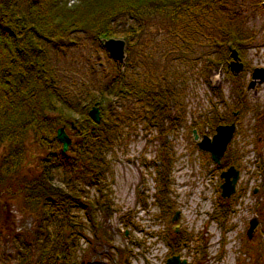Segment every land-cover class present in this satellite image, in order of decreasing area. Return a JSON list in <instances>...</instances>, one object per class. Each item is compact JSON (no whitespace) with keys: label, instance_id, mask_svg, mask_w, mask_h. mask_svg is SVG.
Instances as JSON below:
<instances>
[{"label":"rangeland","instance_id":"obj_1","mask_svg":"<svg viewBox=\"0 0 264 264\" xmlns=\"http://www.w3.org/2000/svg\"><path fill=\"white\" fill-rule=\"evenodd\" d=\"M28 2L16 0L22 10ZM170 6L147 3L118 13L111 23L113 36L126 40L122 63L126 67L120 74L130 83H150L159 92L169 87L175 95L171 104L175 119H166L160 131L143 118L145 106L136 95L116 97L114 112L128 117L118 123L105 152L103 187L98 190L79 177L69 180L61 164L50 167L54 184L73 187L83 198L105 201L95 205L94 221L86 218L82 207H71L81 221L72 256L77 264H166L171 254L186 258L185 264H264V173L259 168L264 153V124L259 122L264 114V80L248 87L253 68L264 66V0H228L221 11L200 14ZM231 11L237 12L234 23L252 34L240 46L244 67L239 72L228 67L229 49L225 64L217 61L222 52L218 23ZM44 46L57 83L74 99L101 95L120 71L91 27L45 40ZM237 85L243 92L241 103ZM216 115L236 122L225 152L229 149L236 157L238 195L227 219L214 215L222 168L193 137V128L201 136L212 135L219 123ZM67 133L75 137L71 130ZM163 143L170 158L166 209L157 196ZM60 144L55 138L30 137L21 164L5 171L1 157L6 146L0 143V175L11 184L42 176L43 165L51 161L47 155L59 152ZM23 196L0 182V264H30L39 244L62 233L59 224L38 206L25 204ZM253 216L259 222L248 236ZM173 229L188 234L174 253L166 239Z\"/></svg>","mask_w":264,"mask_h":264},{"label":"trees","instance_id":"obj_2","mask_svg":"<svg viewBox=\"0 0 264 264\" xmlns=\"http://www.w3.org/2000/svg\"><path fill=\"white\" fill-rule=\"evenodd\" d=\"M228 0H29L26 10H22L16 0H0V143L6 146L1 163L6 170L16 168L23 161L26 141L31 137L39 141L55 138L57 128L64 125L67 132L71 130L75 137L66 150L60 144L59 152L47 155L51 161L43 165L42 176L31 180H22L17 184L7 181L1 174L0 182L10 192H21L24 202L45 211V215L59 224L61 235L54 241L45 239L38 246V252L30 264H77L72 256L77 239V230L81 221L71 207H82L87 219L94 221V207L105 201L83 198L73 187L67 188L51 181L49 172L52 165L61 164L65 173L71 177H79L85 183L96 185L98 190L105 180L108 169L106 150L117 133L118 123L127 118L121 112H114V98L136 95L145 106L143 118L151 124H157L160 131L166 119L174 120L171 104L173 92L169 87L162 92L150 83H130L125 81L123 73L126 66L116 60L120 71L114 76L111 84H107L101 95L92 93L87 99H74L57 83L53 68L50 65L45 40L61 38L74 30L91 27L99 40L116 34L111 20L120 12H133L147 3L170 4V8H185L192 14L210 13L226 8ZM263 0H261L262 2ZM236 11L224 17L218 23L221 30L219 44L222 52L217 61L225 64L229 58L228 43L235 46L239 54L241 44L251 37V32L234 23ZM123 70V71H122ZM241 103L243 92L237 85ZM100 110V120L94 121L88 113L93 104ZM217 122L225 121L222 115L214 116ZM264 124V114L259 117ZM214 131V129H212ZM69 135V134H68ZM70 136V135H69ZM55 156V157H52ZM52 157V158H51ZM160 168L162 184L158 188L159 204L169 207L167 200L168 174L170 158L163 143L160 151ZM236 157L229 152L224 153L217 167L224 168L235 164ZM264 173V153L259 162ZM64 175V179H67ZM237 191L230 196L216 198L215 217L227 219L233 210ZM144 202L145 199L141 198ZM145 203V202H144ZM76 215V216H75ZM222 222V221H221ZM68 233L65 235V230ZM184 230L168 231L166 239L170 250L179 251L180 246L188 240ZM73 251V252H72Z\"/></svg>","mask_w":264,"mask_h":264},{"label":"water","instance_id":"obj_3","mask_svg":"<svg viewBox=\"0 0 264 264\" xmlns=\"http://www.w3.org/2000/svg\"><path fill=\"white\" fill-rule=\"evenodd\" d=\"M103 45L108 50L110 56L115 58L118 61L123 63L126 52V40L122 37H102ZM228 48L230 51L231 59L228 62V67L233 72H239L244 67L243 62L240 59L238 49L232 45L231 42L228 43ZM252 78L248 84V87L254 86L257 82L264 80V66H257L253 68ZM89 116L96 122L100 120V110L97 104H93L88 110ZM215 132L212 135L202 134L200 137L196 128H193V137L197 140L199 148L207 150L210 152L211 158L220 163L221 158L227 148L229 141L231 140L234 130H235V121L228 123H219L215 127ZM57 138L62 142V147L66 150L71 142L70 136L66 132L64 125H61L57 128L56 133ZM239 169L231 164L227 168L221 170V177L223 178L220 187H221V196L227 197L230 196L236 187L237 179L239 178ZM257 188L254 189V192ZM178 211L172 216V220L177 218ZM259 219L257 216H253L249 220V226L247 228V235L252 236L254 229L256 228ZM187 261L186 258H180L179 254H172L167 257L166 264H185Z\"/></svg>","mask_w":264,"mask_h":264},{"label":"flooded vegetation","instance_id":"obj_4","mask_svg":"<svg viewBox=\"0 0 264 264\" xmlns=\"http://www.w3.org/2000/svg\"><path fill=\"white\" fill-rule=\"evenodd\" d=\"M229 121H231V120H229ZM229 121H226V122H229ZM235 125H236V122H235ZM198 133H199V135H201L200 132H198Z\"/></svg>","mask_w":264,"mask_h":264}]
</instances>
